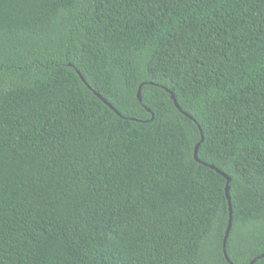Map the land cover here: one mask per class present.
Here are the masks:
<instances>
[{
  "label": "trees",
  "instance_id": "trees-1",
  "mask_svg": "<svg viewBox=\"0 0 264 264\" xmlns=\"http://www.w3.org/2000/svg\"><path fill=\"white\" fill-rule=\"evenodd\" d=\"M254 258L264 0H0V264Z\"/></svg>",
  "mask_w": 264,
  "mask_h": 264
},
{
  "label": "water",
  "instance_id": "water-1",
  "mask_svg": "<svg viewBox=\"0 0 264 264\" xmlns=\"http://www.w3.org/2000/svg\"><path fill=\"white\" fill-rule=\"evenodd\" d=\"M77 73H78L79 77L81 78V80L84 81L83 76L81 75V73H80L79 71H77ZM93 92H94V94H96L98 97H100V95H99L96 91L93 90ZM137 96H138V98H139V100H140V87H139V89H138ZM100 98H101V97H100ZM101 99L103 100L104 103L108 104V103L106 102L105 99H103V98H101ZM108 105H109V104H108ZM175 105L178 107V104H177L176 102H175ZM109 106H110V105H109ZM110 107H111V106H110ZM111 108H112V107H111ZM198 145H199V143H197L196 146L194 147V152H193V153H194L195 158H196V153H197ZM212 167H213V166H212ZM213 168H214V167H213ZM217 171H218L220 174H222V175L226 178V184H225V195H226V198H227V201H228V205H229V221H228V225H227V228H226V230H225L224 239H223V253H224L225 258L229 261L227 255H226V251H225V243H226V239H227V237H228L229 230H230V227H231V205H230L229 185H228V182L230 181V178H229L226 174H224L223 172H221V171H219V170H217ZM261 256H263V255H259L258 257H261ZM255 259H256V258H254V259L250 262V264L253 263V262L255 261ZM229 263L232 264L231 262H229Z\"/></svg>",
  "mask_w": 264,
  "mask_h": 264
}]
</instances>
